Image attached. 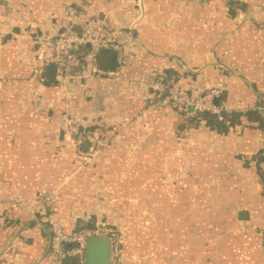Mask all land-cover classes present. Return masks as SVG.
<instances>
[{
    "label": "crops",
    "instance_id": "crops-1",
    "mask_svg": "<svg viewBox=\"0 0 264 264\" xmlns=\"http://www.w3.org/2000/svg\"><path fill=\"white\" fill-rule=\"evenodd\" d=\"M95 17L120 61L86 47L62 79L33 78L55 38ZM161 72L264 119V0H0V264H58L51 214L67 232L114 227L120 264H264V132H183L171 89L146 106Z\"/></svg>",
    "mask_w": 264,
    "mask_h": 264
},
{
    "label": "built area",
    "instance_id": "built-area-1",
    "mask_svg": "<svg viewBox=\"0 0 264 264\" xmlns=\"http://www.w3.org/2000/svg\"><path fill=\"white\" fill-rule=\"evenodd\" d=\"M85 47L89 49L92 60L98 50L106 49L116 52L120 61L123 49L117 32L107 26L104 18L95 17L81 22L67 34L55 38L49 53L42 58L41 63L39 61L34 63L33 78L42 80L44 70L53 64L59 74L58 78L62 79L69 68L77 63L79 54ZM91 71L103 75V72L95 67H92ZM153 84L156 90L155 97H160L164 89H169L171 83H166L163 77H156ZM221 93V90L213 88L201 97H192L182 87L177 86V90L172 94L171 105L176 106L184 117H192L202 112L219 114L220 109L213 104V101L219 98ZM146 106L155 108L158 105L154 100L146 99ZM90 141L93 142L91 139ZM46 224L50 234L47 256L54 262L61 264L62 260L68 258L75 264H83L85 242L91 236L108 239L110 264H117L120 261L119 234L113 228L101 225L93 229L67 232L56 220L54 214L47 217Z\"/></svg>",
    "mask_w": 264,
    "mask_h": 264
},
{
    "label": "trees",
    "instance_id": "trees-1",
    "mask_svg": "<svg viewBox=\"0 0 264 264\" xmlns=\"http://www.w3.org/2000/svg\"><path fill=\"white\" fill-rule=\"evenodd\" d=\"M227 3L229 5L232 4V2L230 1H228ZM163 74H164L163 72L157 73L156 77L163 75ZM169 89H171V92H175L177 90V86H171L169 87ZM147 91H148L147 98L154 100L159 105L164 100L166 93H167V90L164 89L160 97H155L156 90H154L153 85L150 86V91L149 90ZM221 98L223 99V95H221L218 98V102H219V99ZM220 103H221V100H220ZM217 105L219 106V104ZM219 109H220L219 114L202 112V113L192 116L189 119H181L179 126L180 128L185 127L183 132H186L188 128H196L198 125H200V122H204L205 125H207L211 130L216 131L221 134H225L229 131L230 128L236 125L242 124V121H246L254 125L253 127L258 128L264 132V119L260 116L257 110L250 109V110L241 112V111H226L223 108H219ZM263 152L264 150H262V152L260 153H263ZM257 156H259V154H257L255 157ZM93 228H95V225H94V221L92 218V219H88L87 221L85 220L80 221L77 227L74 228V230L72 231L93 229ZM69 260L70 259L68 258L64 259L62 260L61 264H68Z\"/></svg>",
    "mask_w": 264,
    "mask_h": 264
},
{
    "label": "water",
    "instance_id": "water-1",
    "mask_svg": "<svg viewBox=\"0 0 264 264\" xmlns=\"http://www.w3.org/2000/svg\"><path fill=\"white\" fill-rule=\"evenodd\" d=\"M56 72V66L51 64L47 67L46 79L52 81ZM216 104V101H215ZM84 264H109V244L99 237H88L85 242ZM72 260H69L70 264Z\"/></svg>",
    "mask_w": 264,
    "mask_h": 264
},
{
    "label": "rangeland",
    "instance_id": "rangeland-1",
    "mask_svg": "<svg viewBox=\"0 0 264 264\" xmlns=\"http://www.w3.org/2000/svg\"><path fill=\"white\" fill-rule=\"evenodd\" d=\"M105 223V222H104ZM105 226H108V227H111L107 224H104ZM98 225H96L95 227H97ZM103 227V226H102ZM113 228L114 230H116L114 227H111ZM117 232V231H116ZM118 233V232H117ZM119 234V233H118ZM122 239H121V236H119V243H120V251H119V257H120V261L117 262V264H120L122 258H123V248H122V243H121Z\"/></svg>",
    "mask_w": 264,
    "mask_h": 264
}]
</instances>
